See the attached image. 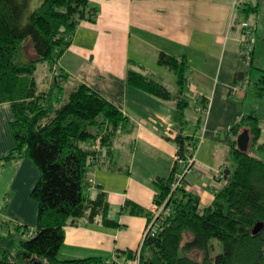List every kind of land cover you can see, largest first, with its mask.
I'll list each match as a JSON object with an SVG mask.
<instances>
[{"label":"crops","instance_id":"obj_1","mask_svg":"<svg viewBox=\"0 0 264 264\" xmlns=\"http://www.w3.org/2000/svg\"><path fill=\"white\" fill-rule=\"evenodd\" d=\"M239 1L90 0L96 9L93 19L80 20L54 67L67 74V87L84 82L129 119L113 138L110 161L94 164L88 171V192L92 196L100 189L106 192V216L118 223L79 218L64 225L59 259L95 255L115 264L129 263L126 250H134L140 242L153 207L155 179L169 175L176 162L179 133L195 141L190 166L177 165L184 174L181 183L197 193L202 204L212 201L224 180L217 171L232 166L230 143L242 131L236 125L243 114L255 109L247 97L246 76L257 45L253 38L251 51L243 55L242 23L252 21L255 30L262 15L258 0ZM160 53L186 57L180 98L175 96L180 87L176 73L158 63ZM160 66L174 74L172 85L166 83ZM131 70L165 83L173 97L166 99L132 85L127 80ZM186 92L195 98L190 112ZM13 117L11 104L1 101L0 233L10 231L17 244L28 234L16 225L32 229L37 223V201L30 190L40 170L28 155L12 152ZM188 141L185 137L186 154ZM206 143L207 151L201 154Z\"/></svg>","mask_w":264,"mask_h":264},{"label":"trees","instance_id":"obj_2","mask_svg":"<svg viewBox=\"0 0 264 264\" xmlns=\"http://www.w3.org/2000/svg\"><path fill=\"white\" fill-rule=\"evenodd\" d=\"M30 1L0 0V102L8 101L14 113L12 152L28 155L40 170L30 190L37 201V223L32 229L16 225L31 232L17 244L10 231L0 233V264H33L29 259L46 264H96L101 256L59 259L57 254L64 225L79 218L118 223L106 216V192L100 189L94 196L88 192V171L94 164L110 161L113 138L129 119L84 82L67 87L64 71L40 86L35 75L38 64L47 62L46 70L52 69L70 44L76 25L93 19L96 9L90 0H40L35 6ZM26 40L34 56L26 54ZM157 61L176 73L180 87L175 96L180 98L186 57L160 53ZM260 71L254 85L257 97L264 96V68ZM127 80L163 98L173 97L165 83L140 71H129ZM261 114L264 111L249 110L237 123V130L246 129L250 135L247 147L240 149L236 139L230 143L232 166L217 171L216 176L224 180L208 204L183 186L184 174L177 180L179 185L172 186L179 158L192 156L195 148L188 135L175 136L176 162L169 175L155 179L153 206L163 207L158 212L152 208L148 217L139 264H264V155L256 152L264 153ZM185 137L189 139L187 154ZM257 221L262 227L254 232ZM212 239L222 245L216 253ZM134 251L126 250L129 262Z\"/></svg>","mask_w":264,"mask_h":264},{"label":"rangeland","instance_id":"obj_3","mask_svg":"<svg viewBox=\"0 0 264 264\" xmlns=\"http://www.w3.org/2000/svg\"><path fill=\"white\" fill-rule=\"evenodd\" d=\"M40 2V0H31L30 3H31V6H35L37 5L38 3ZM240 2H242V0H240L238 2V4H240ZM256 2V0H252V3L254 4ZM259 4H258V8H260V11H261V19H257L258 22V26H257V23H256V29L254 30L253 32V38L255 40V44L257 45L256 47V50H255V53L253 54V61H252V64L248 70V73H247V76H246V90H247V97L249 99H252L254 101V104H253V107L258 110L259 112H263L264 111V96L262 97H255L254 96V85H255V79L256 77L259 75V73L261 72L259 67L263 66L264 67V28L261 29V21L264 23V0H258ZM239 10H238V7L236 8V14H235V19L238 17L237 15L239 13H237ZM254 22L256 20H253ZM244 22H249L251 23L253 26V22L248 20V19H245ZM24 44V50L26 52L27 55H31V56H34V53H33V49H32V45H31V42L29 40H26L23 42ZM254 44V42H253ZM253 45L247 49L248 53L251 51ZM26 54H22V58H25L26 57ZM46 64L47 62H43V63H39L38 66H37V69L35 71V75H36V79H37V82H39L40 86L41 85H44L45 81L47 79L50 78V80L52 81V79L54 78V75L55 74H58L59 72L56 70V67H54L55 63L53 64L52 66V69H48L46 70ZM49 66V65H48ZM162 67V66H160ZM161 72L163 74H166V76H164L165 81L168 85H172V80L174 79V74L165 69V68H161ZM164 69V70H163ZM249 79V80H248ZM187 95H188V98L190 99V108L187 110L188 112H190L192 109H193V104L195 102V98L194 96H190V93L189 92H186ZM195 95V94H194ZM196 96V95H195ZM262 117H261V125L262 127L264 128V115L261 114ZM14 118V117H13ZM188 131H191L192 129L190 127L187 128ZM264 133V131H263ZM264 135H262V139H263ZM199 142V140H197ZM207 151V143L206 145L203 144L202 147H201V150H200V153L201 154H205V152ZM261 150L259 149H256V152H258V154H260L261 156L264 155V153L260 152ZM231 166V165H230ZM180 168H182V166L180 165ZM218 176V175H217ZM4 232V231H3ZM18 239V238H17ZM214 242H215V249L212 251L213 253H216L218 251L221 250L222 248V245L220 243V241L218 240H215V239H212ZM15 242H17V240L15 239ZM107 260H112L111 258L110 259H102L101 261H97L96 264H108V261ZM131 261V260H130ZM40 264H46L44 263V261H40ZM127 264H130V262Z\"/></svg>","mask_w":264,"mask_h":264},{"label":"built area","instance_id":"obj_4","mask_svg":"<svg viewBox=\"0 0 264 264\" xmlns=\"http://www.w3.org/2000/svg\"><path fill=\"white\" fill-rule=\"evenodd\" d=\"M253 32H254V27L251 23L249 22H244L242 23V37H241V41L243 44V55L247 54V49H249L252 46V42H253ZM179 161L181 162H185V167L188 168L190 166L191 163V156L187 155L185 159H181L179 158ZM182 173L178 172L176 173V180L173 183V187H175L176 185H179V182H177L178 179H180ZM163 207V204H154V206L152 207L156 212H158L159 210H161ZM153 210V211H154ZM149 227L147 229H145L143 231L142 237L140 239V242L138 244V246L134 249V257L131 259L130 264H139V259H140V246L143 242L144 239V234L145 231L148 230ZM31 234V232H28V234Z\"/></svg>","mask_w":264,"mask_h":264},{"label":"water","instance_id":"obj_5","mask_svg":"<svg viewBox=\"0 0 264 264\" xmlns=\"http://www.w3.org/2000/svg\"><path fill=\"white\" fill-rule=\"evenodd\" d=\"M247 141H248V133H247V130L246 129H243L238 137H237V144H238V147L242 150L246 149L247 147ZM262 227V222L260 221H257L254 226H253V231H257L258 229H260ZM40 261L39 259H29V263L32 262L33 264H40Z\"/></svg>","mask_w":264,"mask_h":264}]
</instances>
